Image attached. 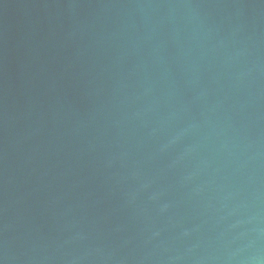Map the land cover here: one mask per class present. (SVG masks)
Listing matches in <instances>:
<instances>
[{
    "label": "water",
    "instance_id": "obj_1",
    "mask_svg": "<svg viewBox=\"0 0 264 264\" xmlns=\"http://www.w3.org/2000/svg\"><path fill=\"white\" fill-rule=\"evenodd\" d=\"M0 264H264V0H0Z\"/></svg>",
    "mask_w": 264,
    "mask_h": 264
}]
</instances>
